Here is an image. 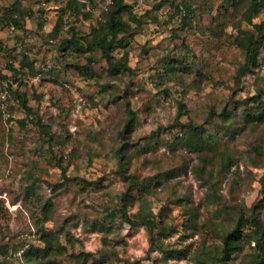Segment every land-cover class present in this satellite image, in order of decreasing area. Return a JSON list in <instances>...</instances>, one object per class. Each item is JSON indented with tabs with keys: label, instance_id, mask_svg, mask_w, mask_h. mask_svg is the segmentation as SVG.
Listing matches in <instances>:
<instances>
[{
	"label": "rangeland",
	"instance_id": "obj_1",
	"mask_svg": "<svg viewBox=\"0 0 264 264\" xmlns=\"http://www.w3.org/2000/svg\"><path fill=\"white\" fill-rule=\"evenodd\" d=\"M110 2L0 0V264H264V0Z\"/></svg>",
	"mask_w": 264,
	"mask_h": 264
},
{
	"label": "trees",
	"instance_id": "obj_2",
	"mask_svg": "<svg viewBox=\"0 0 264 264\" xmlns=\"http://www.w3.org/2000/svg\"><path fill=\"white\" fill-rule=\"evenodd\" d=\"M125 0H111V2L108 4L109 8L107 10V16L105 18V21L102 25V30L98 34V36L89 43V45L83 44L79 38H76V31H74V34L72 38L69 40L71 43L70 47L75 49L76 51H82L85 52L88 49L91 48H98L102 51L103 56L107 59V61L111 60V51L115 48L116 44L119 42L118 35L119 33L123 32L127 28V24L122 20L120 13L127 9V4L124 2ZM194 8L193 0H180L179 5L177 6V12L180 16H189L190 12H192V9ZM11 19L14 23L17 22L16 17L11 16ZM60 29V23H57L55 26V30ZM255 41L249 40V42L246 45V63L245 67L250 66L254 61V55L256 53L255 49ZM120 65L127 68V64L120 62ZM19 97L21 98V101L23 105L26 107L27 110H30V107H27L25 104V98L22 94H19ZM248 117H251L250 120H258L263 121L264 120V109L260 106L258 107L257 111L252 112L249 110ZM111 215H113V212H111ZM256 223L258 221V217L255 216ZM144 224L149 225L150 221L147 222H141ZM239 228L235 227L230 231L224 238V252L226 253V256L224 259L228 258L230 255L231 250L237 249V246L235 242L237 241V238H239ZM258 235L256 237L257 241V248L263 247V241H264V226L259 225L258 227ZM46 246L43 248H34L33 250H26L24 253V257L26 261L33 262L35 264H49L50 260H44V258L49 257V252L56 248L57 253H61L64 248L61 244H56L53 246L50 242V240L46 239ZM3 253V252H0ZM85 257H90L95 260H97L99 263L104 262L106 260L105 256H95L89 252L84 253ZM258 258L256 262H253V264H258L261 257L262 252L258 253ZM44 260V261H43ZM3 264V263H2Z\"/></svg>",
	"mask_w": 264,
	"mask_h": 264
},
{
	"label": "built area",
	"instance_id": "obj_3",
	"mask_svg": "<svg viewBox=\"0 0 264 264\" xmlns=\"http://www.w3.org/2000/svg\"><path fill=\"white\" fill-rule=\"evenodd\" d=\"M187 1V0H186Z\"/></svg>",
	"mask_w": 264,
	"mask_h": 264
}]
</instances>
